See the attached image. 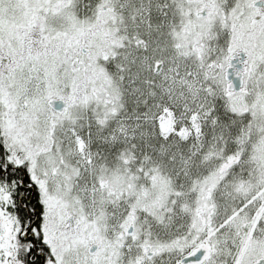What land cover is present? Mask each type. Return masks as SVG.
Here are the masks:
<instances>
[{
	"label": "snow or ice",
	"instance_id": "obj_1",
	"mask_svg": "<svg viewBox=\"0 0 264 264\" xmlns=\"http://www.w3.org/2000/svg\"><path fill=\"white\" fill-rule=\"evenodd\" d=\"M0 264H264V0H0Z\"/></svg>",
	"mask_w": 264,
	"mask_h": 264
}]
</instances>
